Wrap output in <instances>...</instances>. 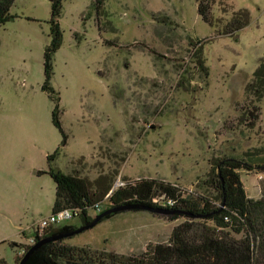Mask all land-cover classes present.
<instances>
[{
	"label": "rangeland",
	"instance_id": "obj_1",
	"mask_svg": "<svg viewBox=\"0 0 264 264\" xmlns=\"http://www.w3.org/2000/svg\"><path fill=\"white\" fill-rule=\"evenodd\" d=\"M61 4L50 85L59 95L64 147L51 123L53 102L41 90L49 0H14L13 18L0 26V264L21 257L17 227L50 213L54 183L36 171H47L45 157L57 147L55 169L86 178L92 191L110 188L102 210L112 190L138 178L214 196L210 165L228 157L252 164L239 170L240 179L248 198L261 196L264 174L254 163L264 161V94L255 101L245 87L264 60V0H213L211 26L197 14V0ZM240 9L248 24L225 34ZM250 112L258 117L253 123ZM182 221L123 211L63 242L139 254L147 243L166 242ZM63 225L80 221L49 230Z\"/></svg>",
	"mask_w": 264,
	"mask_h": 264
},
{
	"label": "trees",
	"instance_id": "obj_2",
	"mask_svg": "<svg viewBox=\"0 0 264 264\" xmlns=\"http://www.w3.org/2000/svg\"><path fill=\"white\" fill-rule=\"evenodd\" d=\"M13 2L14 0H0V26L13 18L8 14ZM49 2L50 42L43 52L41 90L53 102L51 123L60 134V146L64 147L67 144V135L60 122L59 95L50 85L53 55L62 42L58 21L62 0ZM212 5L213 0H197V14L210 26L214 23ZM248 22L247 10L233 12L224 26L225 34H234ZM200 43L199 40L196 44ZM201 54L202 48L196 47L194 58L199 67L203 66ZM245 93L251 95L255 101L263 97L264 60L260 61L253 71ZM249 116L251 123L258 118L253 112H250ZM58 152L59 147L46 156L47 171H36V175L46 174L54 183L52 214L63 209L76 210L78 213L75 217L79 218L82 226L90 223L96 215L108 208L132 207L110 213L99 222L119 212L145 211L143 208L148 207L173 210V214L162 216L171 221L182 217L184 221L172 228L166 242L147 243L144 251L139 254L125 255L105 249L67 245L63 240L68 237H64L38 247L24 264H264V188L259 198H248L239 175L241 169L251 170V163L231 157L215 160L210 165L212 176L209 178L214 196L193 194L164 180H126L108 194V206L102 210L100 203L110 188L92 191L86 178L55 169L52 163ZM254 165L256 172L264 174V161ZM155 199H171L173 205L161 207L154 202ZM90 211L95 212L93 217L89 214ZM74 229L76 227L70 225H63L53 232L47 229L43 237L67 233ZM43 237L36 236L35 242ZM28 248L29 246L25 247L24 253Z\"/></svg>",
	"mask_w": 264,
	"mask_h": 264
},
{
	"label": "built area",
	"instance_id": "obj_3",
	"mask_svg": "<svg viewBox=\"0 0 264 264\" xmlns=\"http://www.w3.org/2000/svg\"><path fill=\"white\" fill-rule=\"evenodd\" d=\"M154 202L161 207H170L173 205V201L171 199H155ZM77 213L78 212L76 210L63 209L55 214L50 213L45 217H40L32 224L26 226L21 230V232L28 231L30 235H28L26 238V243L20 247V255L24 253L26 246H31L35 243L36 236L43 237L47 229L53 227L56 224L58 225L68 222L69 220L73 219Z\"/></svg>",
	"mask_w": 264,
	"mask_h": 264
},
{
	"label": "water",
	"instance_id": "obj_4",
	"mask_svg": "<svg viewBox=\"0 0 264 264\" xmlns=\"http://www.w3.org/2000/svg\"><path fill=\"white\" fill-rule=\"evenodd\" d=\"M129 208H132V207H113V208H108V209H105L103 210L102 212H100L98 215H96L94 217V219L86 224V225H82L70 232H67V233H63V234H54V235H50V236H47V237H43L41 238L40 240L36 241L34 244H32L31 246H29V248L26 250V252L22 255V257L20 258V260L18 261L17 264H24L25 261L27 260L28 256L34 251L36 250L38 247L42 246L43 244H46L48 242H51V241H55L59 238H64V237H69V236H72V235H76V234H79L85 230H88L92 227H94L104 216L110 214V213H114V212H117V211H122V210H125V209H129ZM143 210L145 211H148L150 213H153V214H157V215H170V214H173L175 211L173 210H170V209H164V208H148V207H144Z\"/></svg>",
	"mask_w": 264,
	"mask_h": 264
},
{
	"label": "crops",
	"instance_id": "obj_5",
	"mask_svg": "<svg viewBox=\"0 0 264 264\" xmlns=\"http://www.w3.org/2000/svg\"><path fill=\"white\" fill-rule=\"evenodd\" d=\"M0 104H3L2 103V100L0 99ZM8 119L9 118H5L4 119V122L5 121H7L8 122ZM45 159H46V157H45ZM47 162V161H46ZM54 163V162H53ZM47 168H48V164H47ZM39 176H48V175H46V174H42V175H37V177H39ZM53 199H54V196H53ZM53 203V202H52ZM51 207H52V205H51ZM51 207H50V213H51ZM49 213V214H50ZM31 224V223H30ZM26 225L28 226L29 224H25V226H18L17 228V236H18V240H17V242H13V243H16L17 244V246H16V248L18 249V255L19 256H21L20 255V252H19V249H20V247H22L25 243H26V238L28 237V235L27 236H25L26 234H28V231H23V232H21V230L22 229H24L25 227H26ZM21 235V236H20Z\"/></svg>",
	"mask_w": 264,
	"mask_h": 264
}]
</instances>
